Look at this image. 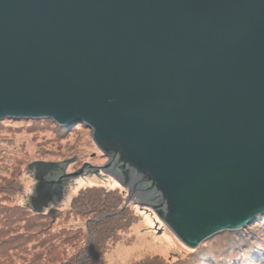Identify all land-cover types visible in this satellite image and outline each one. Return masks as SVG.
Segmentation results:
<instances>
[{"label":"water","instance_id":"1","mask_svg":"<svg viewBox=\"0 0 264 264\" xmlns=\"http://www.w3.org/2000/svg\"><path fill=\"white\" fill-rule=\"evenodd\" d=\"M5 118L90 127L95 172L188 248L240 230L264 213V0H0ZM74 160L28 164L34 211Z\"/></svg>","mask_w":264,"mask_h":264},{"label":"trees","instance_id":"2","mask_svg":"<svg viewBox=\"0 0 264 264\" xmlns=\"http://www.w3.org/2000/svg\"><path fill=\"white\" fill-rule=\"evenodd\" d=\"M7 120H1L0 127ZM28 121L34 126L39 124V127L41 124L52 125L59 138L75 131L78 125L60 126L51 119ZM12 170H15L12 176H3L0 180V197L3 200L9 194L20 191L22 194L23 191L17 167ZM122 185L118 188L83 186L64 211L49 207L42 213H35L25 204L13 209L2 201L0 262L11 264L8 259L21 248V264H102L103 256L117 243L124 241L130 244L134 240L131 226L139 214L130 208V203L126 204ZM65 214L88 222L76 230L68 222L55 228V220L51 216L57 218ZM135 264H264V213L241 230L216 234L175 261L155 255L146 256Z\"/></svg>","mask_w":264,"mask_h":264},{"label":"rangeland","instance_id":"3","mask_svg":"<svg viewBox=\"0 0 264 264\" xmlns=\"http://www.w3.org/2000/svg\"><path fill=\"white\" fill-rule=\"evenodd\" d=\"M6 119L9 120L0 127V180L3 176H12L15 171L12 169L17 167L19 178L23 183V191L22 194L21 191L13 195L9 194V196H5L4 200L3 197H0V203L4 201L7 206L13 209H18L21 204L32 208L29 205V198L34 193L36 181L28 170V164L36 160L63 161L75 158L65 168L67 173L77 171L84 163L90 165V168L85 169L82 175L64 179L66 182L63 184L64 193L61 199H55L49 207L66 210L74 195L83 186L103 185L107 188H118L122 185H120V181L105 171L96 173L93 169L94 166L106 164L108 157L101 152L91 138L92 129L85 128L83 123H78L75 131H71L64 138H59L52 125L41 124L42 127H39V124L34 126L28 119L5 118L3 120ZM62 174L63 172L58 170L54 175L58 177ZM122 189L127 197L129 189L126 186ZM129 203L130 208L139 214V218L131 226L134 240L130 244L124 241L117 243L114 249L103 256L102 264H135L146 256L155 255L175 261L184 257L190 250H194L185 246L159 219L151 207L141 203L134 196L129 200ZM68 216V214L60 215L57 218L51 216L55 220L54 227L57 228L60 223L68 222L69 226L76 230L77 227L82 228L88 222V220ZM211 247L209 246V248ZM11 256L13 257L8 259L11 264H21V248L16 249Z\"/></svg>","mask_w":264,"mask_h":264},{"label":"bare ground","instance_id":"4","mask_svg":"<svg viewBox=\"0 0 264 264\" xmlns=\"http://www.w3.org/2000/svg\"><path fill=\"white\" fill-rule=\"evenodd\" d=\"M33 210V209H32ZM34 211V210H33ZM35 213H42V212H36V211H34Z\"/></svg>","mask_w":264,"mask_h":264},{"label":"flooded vegetation","instance_id":"5","mask_svg":"<svg viewBox=\"0 0 264 264\" xmlns=\"http://www.w3.org/2000/svg\"><path fill=\"white\" fill-rule=\"evenodd\" d=\"M63 193H64V189H63Z\"/></svg>","mask_w":264,"mask_h":264}]
</instances>
